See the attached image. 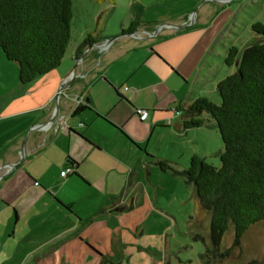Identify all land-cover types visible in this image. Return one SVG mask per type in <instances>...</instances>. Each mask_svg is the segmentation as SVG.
<instances>
[{
	"label": "crops",
	"instance_id": "1",
	"mask_svg": "<svg viewBox=\"0 0 264 264\" xmlns=\"http://www.w3.org/2000/svg\"><path fill=\"white\" fill-rule=\"evenodd\" d=\"M199 2L198 10L167 20L160 30L174 33L162 32V39L154 35L158 24L150 29L142 24L141 41L127 37L101 52L96 47L79 58L82 63L76 58L80 45L74 46L58 70L39 78L55 80L34 97L38 102L13 109L14 95H1L0 264H101V254L111 260L122 256L130 264H173L172 254L158 247L135 252L140 245L131 232L144 237V223L157 213L151 179L164 172L156 174L162 159L148 155L146 136L131 125L145 124L152 133L172 125L188 136L202 128L182 130L176 109L202 97L217 102L214 75L223 60L217 46L224 26H215V20L224 15L219 4L231 0ZM165 43L170 45L162 47ZM125 87L130 91L124 93ZM80 105L89 109L75 115ZM136 109L148 111L149 118L140 121ZM203 118L215 129L210 117ZM71 166L75 174L61 178ZM184 182L195 208L207 214L194 186Z\"/></svg>",
	"mask_w": 264,
	"mask_h": 264
},
{
	"label": "trees",
	"instance_id": "2",
	"mask_svg": "<svg viewBox=\"0 0 264 264\" xmlns=\"http://www.w3.org/2000/svg\"><path fill=\"white\" fill-rule=\"evenodd\" d=\"M73 19V0H0V49L9 62L18 65L21 85H30L62 66L72 42ZM138 25L133 21L123 35H133ZM254 32L264 37V25H255ZM100 40L96 33L89 34L76 58ZM225 65L236 67L237 72L219 82L220 104L202 97L176 109L185 131L207 126L203 115H209L223 142L220 168L194 155L189 168L181 173L194 186L203 208L212 214L214 248L208 249L204 258L218 255L231 225L236 245L241 247L251 228L264 223V44L256 43L242 55L237 47H231ZM88 109L80 105L74 114ZM156 165L162 172L172 170L165 160H157ZM71 168L75 174L76 168ZM234 251L221 258H234ZM101 264L115 263L101 256Z\"/></svg>",
	"mask_w": 264,
	"mask_h": 264
},
{
	"label": "rangeland",
	"instance_id": "3",
	"mask_svg": "<svg viewBox=\"0 0 264 264\" xmlns=\"http://www.w3.org/2000/svg\"><path fill=\"white\" fill-rule=\"evenodd\" d=\"M220 1L226 2L227 0ZM73 3L72 42L67 57L74 46L83 44L89 34L96 33L100 39H113L123 35V31L128 30L131 21L135 20L139 22V25L136 26V32L133 35L137 34L136 36L141 38H134V40L141 41L145 36L142 33L138 34V29L142 24L150 29L152 23L159 25L155 28L154 35L159 36L157 39H162V32L174 33L170 28L160 30L165 26L167 20H175L190 11L201 8L199 0H106L104 2L73 0ZM220 7L224 9V15L219 19L216 18L215 26H224L223 36L217 46V52L221 51L218 52V57L223 60L219 66L217 65L219 70L214 75L216 81L219 82L237 72L236 67L229 68L225 65L227 55L225 48L229 50L235 46L242 55L248 47L256 43L264 44V37L254 32L255 25H264V0H231L227 5L219 4ZM189 23L193 26L197 24L196 15L193 20L190 19ZM146 34L150 35L151 33L147 32ZM189 38L190 35L187 39ZM169 45L170 43H165L161 46ZM104 48H107V43ZM101 50L99 48L100 52ZM157 53L160 55L159 52ZM79 63H82V60ZM60 73L55 72V74ZM54 80V77L49 76L21 87L18 65L9 62L0 49V98L3 95H14L13 109L24 102L29 104H32L34 100L38 102L34 97L39 98L37 94L40 95L53 86ZM216 100L220 104V98L217 97ZM207 116L209 117V115ZM133 124L131 126L135 128L134 131L139 135L146 136L144 149L150 157L179 165V167L171 165L172 170L160 174L161 169L157 167L159 171L156 174L159 175H153L151 179L154 186L152 190L156 195L157 213L151 215L150 220L144 223L146 226L143 228H147L144 237L140 235L136 237L131 232L133 242L140 245V247H135V252L138 254L139 248L143 252H147L149 245L154 248L158 247L161 252L172 254L173 264H191L189 261L193 264H251L254 261H264V223L251 228L243 237L241 247L236 245L235 231L231 225L223 237L218 255L215 258L213 256L203 257L208 249L214 248L210 231L211 221L209 220L210 218L212 220V214L206 209L207 214L201 213L195 208L194 199L184 182L187 179L181 173L189 168V158L192 154L199 155L216 168L221 167L219 156L223 152V142L218 129L205 126L199 131H192L188 136H184L176 132L172 125H160L171 127L170 131L157 129L155 133H152V131H147L145 124L143 126H139L135 122ZM129 137L131 136L129 135ZM205 215H208V219ZM232 249L235 250L234 258H221V255ZM106 251L107 248L104 252ZM140 255L135 258L140 259ZM101 256L104 255L101 254ZM112 261L115 264H130L122 256ZM146 262L138 263H149L148 260Z\"/></svg>",
	"mask_w": 264,
	"mask_h": 264
},
{
	"label": "built area",
	"instance_id": "4",
	"mask_svg": "<svg viewBox=\"0 0 264 264\" xmlns=\"http://www.w3.org/2000/svg\"><path fill=\"white\" fill-rule=\"evenodd\" d=\"M192 16H191V19L193 20L194 19V16L193 17ZM190 26H192V25H190ZM136 35H133L132 37L133 38H141L140 36H136ZM129 91H130V88H128V87H125L123 89V92L124 93H127ZM135 111H136V115H138L140 121L145 122L149 118V112H147L145 110H141V109H136ZM7 170H9V172L11 171L10 168H8ZM73 173H74V171H73L72 168H67V169H65V170L62 171L61 178H66L68 175H71ZM36 186H38V184H36Z\"/></svg>",
	"mask_w": 264,
	"mask_h": 264
},
{
	"label": "water",
	"instance_id": "5",
	"mask_svg": "<svg viewBox=\"0 0 264 264\" xmlns=\"http://www.w3.org/2000/svg\"><path fill=\"white\" fill-rule=\"evenodd\" d=\"M127 37H132V35H129V36L121 35V36H118V37H115V38H113V39L108 40V42H106V43H107V49H109L110 46H112L115 42H117V41H119V40H122V39H124V38H127ZM106 43H105V44H106ZM105 44H104V45H98V44H95L92 48H89V49L87 50L86 53H90V52L93 51V49L96 48V47H98V48L104 50V49H106V48H104ZM78 60L80 61L81 59H78ZM78 63H79V62H78ZM76 72H77V69H75V70L73 71V74L75 75ZM68 85H69V84H68ZM58 111H59V107H57L56 115H57ZM137 116H138V115H137ZM53 122H54V119L52 120V123H53ZM45 127H47V126H43L42 128H45ZM17 167H18V166L10 167V169H11V171H12L14 168L16 169ZM6 169H7V168H6ZM9 173H10V172H9Z\"/></svg>",
	"mask_w": 264,
	"mask_h": 264
},
{
	"label": "flooded vegetation",
	"instance_id": "6",
	"mask_svg": "<svg viewBox=\"0 0 264 264\" xmlns=\"http://www.w3.org/2000/svg\"><path fill=\"white\" fill-rule=\"evenodd\" d=\"M157 166V165H156ZM161 171V170H160ZM162 172V171H161ZM165 173V172H164Z\"/></svg>",
	"mask_w": 264,
	"mask_h": 264
}]
</instances>
